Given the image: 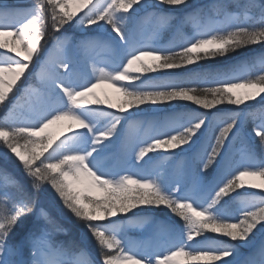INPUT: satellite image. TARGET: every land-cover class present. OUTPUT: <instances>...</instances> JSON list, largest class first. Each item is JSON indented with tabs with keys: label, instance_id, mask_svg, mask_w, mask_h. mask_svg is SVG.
Wrapping results in <instances>:
<instances>
[{
	"label": "snow or ice",
	"instance_id": "obj_1",
	"mask_svg": "<svg viewBox=\"0 0 264 264\" xmlns=\"http://www.w3.org/2000/svg\"><path fill=\"white\" fill-rule=\"evenodd\" d=\"M72 4L77 6L72 9ZM181 5L190 7L188 0H34L21 18L9 5H0V36L11 35L13 45H21L18 50L0 41V49L6 50L0 53V105L7 109L9 94L26 83V92L33 84L36 88L27 120L0 122V146L16 157L30 181L26 187L0 168V264H177L178 257L184 258L180 264H264V197L248 194L250 204L230 209L231 201L243 195L238 189L264 191V184L245 181H264V154L257 157L249 149L240 159L233 155L242 112L224 120L219 135L195 152L209 123L198 112L166 117L145 139L120 141L123 122L164 111L161 105L173 111L174 102L205 110L248 101L264 105V75L239 77L189 67L243 48H264V2L242 5L246 21L250 10L258 11V25L233 23V14L225 13L230 19L199 26L179 43L161 46L137 37L133 26L141 11L155 9L149 15L165 26ZM49 43L50 55L41 63ZM94 49L116 57H95L90 54ZM260 60L264 63V53ZM37 64L40 70L34 73ZM180 69L193 73L190 81L206 86L143 78L148 73L175 75L172 70ZM103 84L120 94L116 103L96 94ZM100 117H105L103 123ZM62 120L71 122L63 138L41 136ZM252 131L264 153V119ZM176 149L193 155L181 156L180 167L164 176L149 166L164 159L149 153L172 152L175 160ZM43 185L54 190L63 208L86 229L82 240H55L66 229L35 199L33 190ZM160 215L163 220L157 219ZM142 217H151L167 231L163 246L134 245L121 231ZM89 238L91 247L84 242ZM241 249L251 251L244 255Z\"/></svg>",
	"mask_w": 264,
	"mask_h": 264
},
{
	"label": "rangeland",
	"instance_id": "obj_2",
	"mask_svg": "<svg viewBox=\"0 0 264 264\" xmlns=\"http://www.w3.org/2000/svg\"><path fill=\"white\" fill-rule=\"evenodd\" d=\"M230 1L231 0H188V4L190 5V7L181 5L179 6V9L172 10L170 13L172 19H170L168 24L165 26H161L157 19L149 15L150 12L155 11V9L149 8L145 11H141L138 14L137 23L133 26V30L135 31L138 38L145 41L151 40L161 46H165L171 43L182 42L183 38L191 36L197 27L205 26L211 21H225L230 19L229 17H226L225 13L233 14V17H235V19H231V22L233 23H248L249 21H255L256 19L257 21H259V16L258 18H256L249 12L248 16L250 17V19L247 21L244 20V9L242 6H238L234 10L235 12L227 11V9H225V5ZM232 1L236 2L238 0ZM244 1L247 2V0ZM33 2L34 0H0V5H9L10 8L16 10L17 18H21L25 14V10L31 8ZM257 2H264V0H257ZM220 6L221 9H219ZM2 10L3 9L0 8V11ZM218 10L219 12H217ZM5 41L8 42L9 47H13L9 39ZM51 47L52 44L47 46L48 50H46L45 52L43 51L44 54L41 53V63L43 62ZM254 47L255 48L252 50L253 52L251 51L252 55L249 58H245L246 56H240L235 59L233 58L232 60L224 59L214 63H208V60H205L202 61L199 66L192 65L189 67L191 69H194L196 72H229L235 73L239 77L255 78L259 74H264V63H261L260 60L261 54L264 53V48H262L260 45H255ZM5 51V49H0V53H3ZM90 54L95 57L104 59H115L116 57V53L98 49L90 50ZM2 58L4 57H0V59ZM257 69H259L258 74L250 76V73ZM39 70V64H37L36 68L33 71L35 73ZM105 71H107V69H105ZM172 71L173 73L177 74L169 75L164 72L148 73L144 74L143 78L147 79L148 76H160L164 79H174L180 81L181 79L185 78L189 79V77L193 75V73L189 72L187 69ZM32 81L33 77H29V82ZM191 83H194L192 84V86H199L201 88L206 86L202 82L197 80H191ZM101 86L108 85L103 84ZM25 89H28L27 83L24 84V87L20 88L19 91H15L14 89V93L9 94V98L12 102L8 105L7 109L0 105V119L2 121L7 118L9 121L16 120L22 122L30 117L31 106L35 104L36 100V88L33 86V88L29 89L27 92L25 91ZM107 98H109L113 102L110 97ZM119 99L120 94L118 93L117 101ZM174 103L177 105L174 111L169 108V105H161L159 107L164 109V111L155 113L146 112L141 116L133 117L129 121L123 122L120 141L123 142L125 137L137 140L145 139L153 135L155 129L162 127L166 123V117H170L173 115L182 116L186 113L198 112L203 114L206 121H208L209 123L207 128L203 130L204 136L201 137L200 142H198L196 146V149L193 150V152H195L199 148L201 143H204L211 137L219 135V131L224 120H226L232 114H239V112H242V115H238L239 117L237 116V119L243 121V126L239 137L236 138L233 142L232 151L234 157L236 159H240L242 156H245L248 153L249 149H251L257 157L264 154L262 153L261 147L258 142L259 138L254 137V132L247 129V125L249 122H251L254 127V124H258L262 119H264V105L259 104L257 101H248L244 105H241L239 107L225 104L226 106H222L221 109L213 108L211 110L199 108V106L193 105L191 104V102ZM249 105H251V107H249ZM143 107L150 108L151 106ZM110 111H115V109H111ZM99 119L103 123L105 117H100ZM66 123L71 122L66 120L58 121L57 123L51 125L49 128L63 127ZM41 136L43 137V135ZM0 142L2 143V141ZM21 143H23V141H21ZM211 143H215L214 139L211 140ZM53 146H55V144H53ZM118 148L119 145L117 146V149H114V151H118ZM174 151L176 154L175 160L172 159V152L165 153L164 150H159L158 153H149V156H164V159H154L150 162L149 166L153 168L159 175L164 176L165 174H168L180 167L181 156L190 159L193 155V152L181 153L180 149H176ZM46 154L47 153H45V155ZM145 159L147 160L148 158L145 157ZM0 160H4L7 163L10 162L17 165L19 164V161L16 159V157L8 152L6 148L0 151ZM246 178L255 179L261 184H264V181H262L259 177ZM2 180L3 177H0V181ZM237 191L242 193L243 195L231 201V210H235L238 207H244L250 204L252 201L251 196L248 194H254L256 197H264V191H262L261 188H259V190L245 188L238 189ZM232 195L236 196V193H233ZM45 206L49 209L48 203ZM159 217H162L160 218V220H163L164 218L163 216ZM121 231L126 232L129 240L134 245L143 244L148 247H154L156 244L164 245L165 241L168 238L167 231L162 226L153 223L151 217L139 218L133 224L122 228ZM65 233L67 232L64 231L61 233H57L56 235H64ZM77 234H79V239L77 241H80L85 237L86 231H84L83 234L82 230H78ZM88 236L90 237V234H88ZM84 242L88 244L87 240H85ZM250 251V249H242L241 252L242 254L247 255ZM183 259L184 258L181 257L180 262H182Z\"/></svg>",
	"mask_w": 264,
	"mask_h": 264
},
{
	"label": "trees",
	"instance_id": "obj_3",
	"mask_svg": "<svg viewBox=\"0 0 264 264\" xmlns=\"http://www.w3.org/2000/svg\"><path fill=\"white\" fill-rule=\"evenodd\" d=\"M245 3L246 2L244 0H238L236 2L231 0L230 2L226 3L225 9H227V11H232L233 12L238 6H242ZM219 9H221V6L219 7ZM217 12H219V10ZM249 12L252 13V14H255L256 18H258V16H259L258 11L250 10ZM258 23H259V21H257V19H256L255 21H249L246 24L258 25ZM254 48H255L254 46H252L250 48H243V49H240V50H238V51H236L234 53H231V54H229L228 56H225V57H217L215 59H209L207 62L208 63H214V62H217V61H220V60H224V59H231L232 60L233 58L235 59V58H238L240 56H246L245 58H249L252 55L251 51ZM258 70L259 69L254 70L253 72H251L250 76H253L254 74L255 75L258 74ZM259 75H264V74H259ZM180 81L181 82H190L191 83V81L188 78L181 79ZM191 84H194V83H191ZM225 104H223L221 106L218 105L216 108L221 109L222 106H226ZM0 122H3V121L0 119ZM252 128H253V125H252L251 122H249L248 125H247V129L251 130ZM0 145H2L1 142H0ZM4 149H5V147L0 146V151H2ZM0 168H6L8 170V172L12 173L16 177V179H18L26 187H30L29 178H27L23 174L22 170L19 167H17V164H13V163H10V162L7 163L4 160H0ZM33 195H34L35 199L38 200L41 205L45 206L48 203L49 211L51 212V214L61 224H63L65 226L64 227L65 229H67L65 231L67 233H65L64 235L59 234V235H56L54 237L56 241H58V242L62 241V242H65V243L71 242V241H74V240L77 241L79 239V237H78L79 234H77L78 230H82L83 234H84V231H86V229H84L79 223L76 222V218L74 216H72L71 213H69L67 211V209L63 208V205L59 201L58 196L55 194L54 190H52L50 188L49 185H43L42 188L39 191L33 190ZM160 216H162V215H160ZM160 218H162V217H159V216L157 217V219H160ZM87 243H88V245L90 247L92 246L90 238L87 240Z\"/></svg>",
	"mask_w": 264,
	"mask_h": 264
},
{
	"label": "bare ground",
	"instance_id": "obj_4",
	"mask_svg": "<svg viewBox=\"0 0 264 264\" xmlns=\"http://www.w3.org/2000/svg\"><path fill=\"white\" fill-rule=\"evenodd\" d=\"M76 6H77L76 4L70 5V7L72 9H74ZM7 39L10 40L12 46H15L18 50L20 49L21 45L19 44L18 41L15 43V45H13V40L15 39L13 36L7 35V34H5L4 36H0V41H5ZM51 49H52V47L48 51V53L45 56L44 60L49 57ZM11 55H14V54H11ZM14 58L19 59V57H14ZM44 60H43V62H44ZM102 66H103L102 64H98L96 67L99 68V67H102ZM92 70H93L92 66L90 65L89 68H88V71L91 72ZM95 91H96V94L101 97V99H104L105 97H110L113 100V102L116 103L118 93L115 91L114 88L109 87V86H101V87L97 88ZM34 100H35V98H34ZM35 103H36V100H35ZM68 124L69 123H66L63 127L48 128L41 135H43V136L44 135L45 136L48 135V136H52L53 138H56V137L63 138L64 134H68V133H66V126ZM245 181H246V183H254V184H257V185H261V183L256 181L255 179L245 178ZM254 190H259V188H255ZM157 246H163V245H159V244L157 245L156 244L154 247H157ZM241 251H242V249H241ZM180 259H181V257L177 258V264H180Z\"/></svg>",
	"mask_w": 264,
	"mask_h": 264
}]
</instances>
